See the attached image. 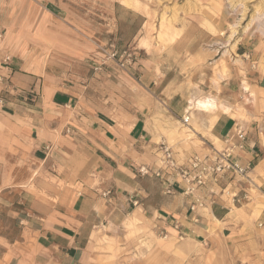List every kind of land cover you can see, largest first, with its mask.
<instances>
[{
	"label": "crops",
	"instance_id": "1",
	"mask_svg": "<svg viewBox=\"0 0 264 264\" xmlns=\"http://www.w3.org/2000/svg\"><path fill=\"white\" fill-rule=\"evenodd\" d=\"M80 14L70 0H0V164L20 171L25 139L34 164H54L47 169L59 175L46 199L37 197L40 208L15 218L22 240L0 264H102L95 230L116 229L125 215L168 233L160 249L178 251L180 236L205 238L234 216L236 195L264 214L263 49L253 64L238 47L149 49L135 46L143 22L137 30L114 14L87 28ZM97 44L133 50L134 64L119 68ZM238 130L246 135L238 160L253 171L208 181L197 195L204 209L190 210L195 197L180 177L140 174L160 168L162 144L188 167L238 144Z\"/></svg>",
	"mask_w": 264,
	"mask_h": 264
},
{
	"label": "rangeland",
	"instance_id": "2",
	"mask_svg": "<svg viewBox=\"0 0 264 264\" xmlns=\"http://www.w3.org/2000/svg\"><path fill=\"white\" fill-rule=\"evenodd\" d=\"M70 1L79 7L87 28L94 23L105 27L114 14L122 21L128 18V24L134 20L137 30L143 22L135 46H189L199 55L207 50L238 47L236 51L252 64L256 48L261 47L264 53V0ZM122 5L133 9L134 16L127 17ZM125 33L124 30L122 34ZM109 47L97 44L99 52ZM23 151L20 171L12 169L7 173L6 167L10 166L0 164V260L7 258L10 244L22 240L15 218L40 208L42 203L37 197L46 199L48 188L59 176L50 169L54 164H34L25 139ZM16 180L30 188H16ZM248 201L246 197L235 203V215L212 226L205 238L185 241L187 238L180 236L178 251L160 249V244L165 243L163 236L154 235L141 219L129 215L116 229H96L94 237L98 242L93 251L104 257L102 264H264V214L261 207L247 205Z\"/></svg>",
	"mask_w": 264,
	"mask_h": 264
},
{
	"label": "built area",
	"instance_id": "3",
	"mask_svg": "<svg viewBox=\"0 0 264 264\" xmlns=\"http://www.w3.org/2000/svg\"><path fill=\"white\" fill-rule=\"evenodd\" d=\"M0 33V39H2ZM107 60H111L121 69L130 67L135 62V56L133 50L119 51L115 47L109 49H103L101 51ZM104 65H97L96 71L102 69ZM189 119H184L187 122ZM236 138L238 144L228 143V146L222 151H215L212 157H192L188 162V167L181 165L174 158L172 150L165 144L161 145L162 158L160 161V168L151 171L147 167L140 169V174L143 176L153 175L156 178H163L168 172L180 177L185 185L184 193L195 197V202L190 206V210L195 212L199 209L205 208V203L197 197L201 188L205 187L208 181L216 182L218 179L225 175H231L234 178L247 179L250 173L253 171V166L250 162L241 163L238 157L245 152L246 147V135L242 130L236 132ZM169 183V182H167ZM246 196L240 198L234 197L235 203H240L245 200ZM175 229L179 230L177 224ZM166 239L168 233L162 234ZM184 239V236H181Z\"/></svg>",
	"mask_w": 264,
	"mask_h": 264
},
{
	"label": "bare ground",
	"instance_id": "4",
	"mask_svg": "<svg viewBox=\"0 0 264 264\" xmlns=\"http://www.w3.org/2000/svg\"><path fill=\"white\" fill-rule=\"evenodd\" d=\"M221 70V69H220ZM224 71V70H223ZM225 73V72H222V74ZM98 242L97 240H95V243Z\"/></svg>",
	"mask_w": 264,
	"mask_h": 264
}]
</instances>
